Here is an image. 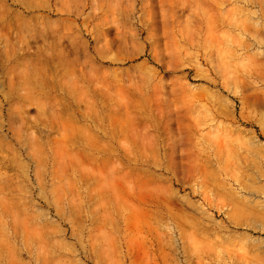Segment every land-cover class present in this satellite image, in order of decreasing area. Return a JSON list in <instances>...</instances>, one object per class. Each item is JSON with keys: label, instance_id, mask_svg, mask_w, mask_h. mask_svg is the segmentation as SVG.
Instances as JSON below:
<instances>
[{"label": "rangeland", "instance_id": "rangeland-1", "mask_svg": "<svg viewBox=\"0 0 264 264\" xmlns=\"http://www.w3.org/2000/svg\"><path fill=\"white\" fill-rule=\"evenodd\" d=\"M5 51L0 264H264V0H0Z\"/></svg>", "mask_w": 264, "mask_h": 264}, {"label": "bare ground", "instance_id": "bare-ground-1", "mask_svg": "<svg viewBox=\"0 0 264 264\" xmlns=\"http://www.w3.org/2000/svg\"><path fill=\"white\" fill-rule=\"evenodd\" d=\"M6 38H8V37H6ZM5 40H7V39H5ZM68 45V44H67ZM64 49H66V48H64ZM67 50V49H66ZM12 56H14V58H12ZM22 57H21V55L19 54V53H17L16 52V54L14 55V54H12V55H9L8 53H6V51L5 52H3V55L1 56V64H2V66H3V75L4 76H8V75H10L11 73H14L15 72V70L16 69H18L19 67H20V65L18 64V60H20ZM46 62H49L48 60H46ZM12 64H14V66H12ZM61 65H58L57 67H60ZM56 67V68H57ZM40 68V67H39ZM55 68V69H56ZM23 71H24V68H23ZM32 72V75L33 76H31V75H27L28 76V78L26 77V75H22V73H20V74H18L16 77H17V79H19L16 83H15V85H13V83H14V78H11L10 79V84L12 85V86H17L18 88L19 87H22V86H26V85H28V84H30V78H32V77H34L35 75H36V73L35 72H37L38 74H39V71L37 70V71H31ZM31 76V77H30ZM38 79V78H37ZM37 79H35V81H36V83L37 84H40V82L37 80ZM40 79V78H39ZM20 80H21V82H20ZM41 80V79H40ZM45 80V79H44ZM41 85V84H40ZM26 87H28V86H26ZM26 89V88H25ZM32 89V88H31ZM27 90V89H26ZM35 91H37V90H35ZM28 97V96H27ZM29 99H30V96H29ZM31 101H33V100H31ZM51 124V123H50ZM254 225V224H253ZM261 230V229H260Z\"/></svg>", "mask_w": 264, "mask_h": 264}]
</instances>
